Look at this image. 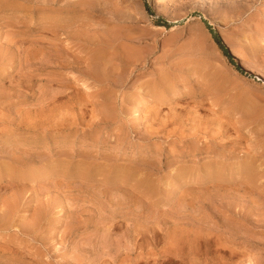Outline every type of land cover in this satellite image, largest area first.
<instances>
[{
	"label": "rangeland",
	"instance_id": "obj_1",
	"mask_svg": "<svg viewBox=\"0 0 264 264\" xmlns=\"http://www.w3.org/2000/svg\"><path fill=\"white\" fill-rule=\"evenodd\" d=\"M256 73L264 0H0V264H264Z\"/></svg>",
	"mask_w": 264,
	"mask_h": 264
},
{
	"label": "trees",
	"instance_id": "obj_2",
	"mask_svg": "<svg viewBox=\"0 0 264 264\" xmlns=\"http://www.w3.org/2000/svg\"><path fill=\"white\" fill-rule=\"evenodd\" d=\"M208 28L210 29V32L212 33V36H213L214 40L216 41V43L218 44V46L222 49V51L224 52V54L230 59L231 62L236 63L234 61V59L232 58L230 52H229V48L224 43L221 34L216 29L212 28L211 25H208ZM237 69L239 71H241V72H244V69L240 65H237Z\"/></svg>",
	"mask_w": 264,
	"mask_h": 264
},
{
	"label": "bare ground",
	"instance_id": "obj_3",
	"mask_svg": "<svg viewBox=\"0 0 264 264\" xmlns=\"http://www.w3.org/2000/svg\"><path fill=\"white\" fill-rule=\"evenodd\" d=\"M178 24H173L172 25V27L171 28H175L176 26H177ZM255 79H258V80H262L263 78L262 77H260V75L258 74V73H256L255 74ZM264 80V79H263ZM263 215V214H262ZM190 238V237H189ZM217 242V241H216ZM176 243V242H175ZM195 244H196V242H195ZM174 246V245H173ZM194 246V245H193ZM180 247V246H179ZM197 248V247H196ZM212 248V247H211ZM163 251H164V249H163ZM199 251V250H198ZM151 254H153V253H151ZM174 255H176V254H174ZM207 255V254H206ZM233 256V255H232ZM184 259V258H183ZM201 261V260H200Z\"/></svg>",
	"mask_w": 264,
	"mask_h": 264
}]
</instances>
